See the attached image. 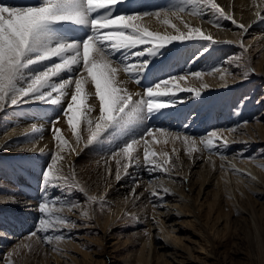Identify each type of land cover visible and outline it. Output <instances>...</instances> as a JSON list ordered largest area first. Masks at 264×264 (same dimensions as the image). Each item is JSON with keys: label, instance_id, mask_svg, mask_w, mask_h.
Returning <instances> with one entry per match:
<instances>
[{"label": "snow or ice", "instance_id": "6c2138e0", "mask_svg": "<svg viewBox=\"0 0 264 264\" xmlns=\"http://www.w3.org/2000/svg\"><path fill=\"white\" fill-rule=\"evenodd\" d=\"M136 3L137 0H36L34 4L19 5L0 2V112L6 107L29 104L52 106L59 112L51 118V131L57 142V150L51 163L41 173L42 195L37 205L41 217L37 228L28 234L30 239L35 237L47 245H54V251H62L58 245L66 239L60 230L76 227L73 220L60 213L65 208L71 211L80 205L67 196H50L48 189H59L63 184L65 192L72 189L83 192L74 172L70 178L57 167L58 162L65 159L61 153L66 150L69 154L76 152L83 141L82 125L87 132L86 146L93 143L102 145L105 141L114 144L110 155L113 158H126L123 166L125 173L128 168L138 165L139 157H134V153L142 143L143 170L149 175L161 173L171 176L177 165L168 153L158 156L151 150L157 135L165 137V143L168 138L180 140L189 156L199 151L194 136L145 126L146 121L162 116L164 109L182 102L178 97L179 92L188 91L197 98L201 96L200 89L179 87V81L192 77L201 81V88L207 89L209 85L204 82L205 75L220 73L223 86H227L225 74L232 75L226 67L221 72V66L215 65L207 70L189 71L179 76L168 72L167 65L156 67L155 61L166 55L168 46L173 42L203 40L208 41L209 45L218 42L199 27L185 23L187 31H182L173 21L184 23L185 14L201 18L210 15L215 19H210L209 23L217 28L223 27L221 19L230 20L241 30V37L250 27L234 18L231 11H225L216 0H178L169 7L155 11H140ZM255 3L256 0H253ZM261 4L264 5V0H261ZM118 6L123 10L118 11ZM261 12H264V7L257 6L254 13L257 20H264ZM151 19L158 21L165 29H173L175 34L167 30H151ZM76 30L85 34L78 35ZM239 46L246 51L242 38ZM208 51L209 46L205 45L189 63ZM235 59L239 61L241 57ZM233 62L229 58L227 63ZM235 66L241 67L239 63H235ZM121 71L127 74L128 80L137 84L144 81V92L129 91L126 86L128 80L119 77ZM252 71L249 68L244 77L247 78ZM63 74H67V78ZM90 99L93 100L91 104ZM94 112H98V115L93 116ZM62 118H66L76 146L64 137L57 126ZM38 131L40 129L33 124L31 132L24 135L31 136ZM199 143L210 153H219V149L227 147L229 141L213 130L201 137ZM10 146L8 143L0 144V150ZM219 154L222 159L225 158L223 153ZM116 162L120 164L119 160ZM258 166L264 167V164ZM231 167L234 172L255 180L251 173H243L235 165ZM115 179H121L119 168ZM159 180L157 176L156 181ZM156 181L150 180L149 184ZM159 187L168 193L169 190L162 184ZM152 194L157 193L153 190ZM97 199L96 196L86 197L87 210L82 213L84 218L89 217ZM105 203L104 198L100 197L101 209ZM153 220L156 222L155 218Z\"/></svg>", "mask_w": 264, "mask_h": 264}, {"label": "rangeland", "instance_id": "374dc122", "mask_svg": "<svg viewBox=\"0 0 264 264\" xmlns=\"http://www.w3.org/2000/svg\"><path fill=\"white\" fill-rule=\"evenodd\" d=\"M151 1L158 2L161 5L160 8H165L170 5L173 0H137L136 7L137 9L140 8L139 10L141 11H150L149 6ZM117 10L120 11L123 9L118 6ZM206 17L205 19L207 20L215 19V17L210 15ZM262 22L264 23V20H257L256 25H260ZM220 24L232 26V22L225 19H221ZM251 37L252 35L250 33L240 37V40L242 38L244 41L246 51L241 49L239 40L235 38L220 39L215 37L213 39L218 42L210 45L208 41L203 40L191 41L187 46L182 48L170 45V49H172H169V51L171 52H169L167 48L166 55L162 59L155 61L157 67L164 64L161 60L164 61L167 57L171 60V67L181 69L186 66V68L179 71V73H174V71H172L173 75L184 73L185 69L191 68L192 63H189V61L192 60L202 47L208 45L210 52L208 51L199 59L195 60L196 63L191 72L207 70L214 65L221 66V72H223L226 67L228 72L232 74H227V76L230 79L237 80L227 85V87H224L222 90L224 93L221 94V99L213 104L212 99H210L211 94L207 92L202 94L199 99L191 92H189L187 96L185 95L186 97L184 96L183 98L185 100L189 99V102H184V105L188 106H183L187 108L180 113L181 116H183V121L181 123L177 124L178 120H175L174 125L166 124L169 126L168 128L165 124L156 125L148 120L145 122V126L153 128H161L164 126L163 129L172 132L175 131L174 129H177L178 133L182 132L187 134L189 128L182 125V123L185 124L190 120L187 126H196V130L203 129L202 131L198 130L200 132L199 134L193 135L197 138L210 133L213 129L216 131L231 129L232 139L228 140L229 143L227 147L219 149V153H224V155H231L232 153L238 154L236 155L237 157H244L242 158L243 160L255 163L260 169L259 171L264 174V167L258 166L264 164V132H260L256 129L258 124L264 125V71L258 70L256 66V62L261 58L262 49L260 50L258 44L253 46V48L256 47L257 50H259L255 54L256 51L254 49L248 48L247 40ZM169 55L172 58L168 57ZM237 56L241 57L239 61L235 59ZM229 58H232L234 62L231 64L227 63ZM181 61L184 63L182 64ZM235 63H239L241 67H236ZM167 67H170V65H167ZM249 68L253 71L245 78L243 74ZM207 94H209V97ZM194 107L195 109H192ZM167 109L170 111L174 109L173 112L176 111L179 113L174 107H169ZM41 113L43 117L44 114L42 111ZM229 113L230 116L228 117L227 115H229ZM207 122L210 124L205 128ZM7 127L8 120L0 113V131ZM164 141L165 137H157L156 141L151 145V150L155 151L158 156L167 152L174 163L173 155H175V151L173 150L175 147L184 144L180 140H176L174 145L165 143ZM73 144L76 146L75 139ZM113 148L114 144L108 141L102 145L93 143L87 146L85 141V143L77 147L78 157H76L79 160L72 163L71 168H69L68 163H64L62 166L63 170L65 173L69 172L68 177L70 178L73 172L75 173V178L79 181L83 188V192L78 189L65 192L63 184L59 189H48L50 196H67L68 199L78 202L80 205L77 208H73L71 211L65 208V210L60 213L61 215L69 217L76 224L74 228H62L60 230L66 237V239L58 245L62 251H54V245H47L42 240H37L35 237L30 239L28 235L37 228L38 221L41 217V213L37 210V205L40 202L42 191L33 188V185L39 184L41 187V173L44 168L51 163L52 158L50 160L47 159L44 165L40 163L34 171V169L29 170V166L27 167L23 163L15 164L17 163L16 160L12 161V159L7 158V156L0 154V165H2L0 166V196L13 193L15 195H24L26 198H31L35 201V204L25 205L23 210L16 212H12L9 207L3 209L0 203V227L2 226L3 229V234H0V264H26L27 262V264H29V261L31 262L30 264H33V262L34 264H48L49 261L50 264H62V262H64V264H92L93 262L94 264H131L133 261H137L138 252H140L143 247V243H141L140 239L142 236V238H147L150 234L145 214H157L159 210H163L164 208L160 206V201L157 199L156 195H149L153 193L150 189V193L148 192L149 197L147 195H142L135 200L134 204L131 202L130 204L123 202L124 198L131 194V188L124 192H120L117 189H119L122 184L116 181L109 182L116 192H110L108 189L104 190L105 185L102 187L103 190H101L102 188H98L99 191L96 193L91 190L92 184H95L94 186L96 187L101 182H99V180L94 181L95 179H91L90 177L84 178L83 171H85L88 166L101 162L105 163L103 171L105 174L108 173V169L111 167L109 164L113 159L120 158V156H116L115 158L111 157L109 152H111ZM108 149L110 151H108ZM136 152L138 157L140 155L143 156L142 143L137 146ZM204 152L219 157L221 156L215 151L212 152V154L207 149L204 150ZM91 157L94 158L90 159ZM110 157L111 159H107ZM246 157H253L254 159L249 160L246 159ZM86 159L90 160V162L83 165V160ZM104 159H107V162L104 161ZM121 168L120 166L119 169ZM173 172L178 174V178H174L170 181L169 187L174 189L181 187L186 188L185 183L187 179L183 180L184 173L177 168L173 169ZM36 175L38 176L36 177ZM157 176L158 175L155 177ZM151 177L147 180H152L150 179ZM167 178L168 176H166V179ZM29 179H32L34 184H32ZM228 179L229 178H221L220 182L222 184L228 183ZM231 182L232 181L229 179V183ZM209 188H211L210 191L200 196V201L204 202L203 205H197V208L201 207V209H199V220L201 221V225H196L195 223L191 224L190 221L186 222L189 216L184 213L182 215L178 214L176 212L177 210L173 212L174 215H178L176 218H180L179 222L181 223L180 228L174 230L172 233L184 236L185 239L182 245H186V249L189 248L188 251H185L186 254L184 258L190 261L189 264H264V204H262L264 202V193L256 188H253V190H250L249 187H246V190L243 189V187L235 188L230 194L225 195L224 199H222L218 205L212 208L210 202H212L215 197L214 190L216 186L211 185ZM196 192L197 190L192 193L195 194ZM237 193L243 197L239 196V199L236 198ZM87 196H96L98 199L96 204L93 205L89 217L84 218L82 213L87 210ZM100 197H103L106 201L103 209L99 206ZM29 208H31V210H27ZM53 211L55 212V209H53ZM106 215H111L115 218L114 222H109L105 225ZM110 225H112V227ZM157 228L158 227L153 228L151 232L157 233ZM53 234L55 235L56 233ZM24 245H30V247H24ZM87 251L90 256L91 254L94 256L92 263L90 261L91 259H88L90 256H84V253ZM35 255L36 257H34ZM56 255L59 256L57 260L55 257L53 258V256ZM40 256H42V258ZM26 257H29L27 261H25ZM167 257L168 255H164L163 257L162 255H154L151 256L150 259H142L141 262H143V264H179L177 262L169 263ZM164 259H166L167 263Z\"/></svg>", "mask_w": 264, "mask_h": 264}, {"label": "bare ground", "instance_id": "6f19581e", "mask_svg": "<svg viewBox=\"0 0 264 264\" xmlns=\"http://www.w3.org/2000/svg\"><path fill=\"white\" fill-rule=\"evenodd\" d=\"M0 2H4L6 4H17V5H19V4H34L36 2V0H0ZM177 2H178V0H173L171 2V4L168 5L167 7H169L172 4L177 3ZM216 3H218L222 7H224L225 10L231 11L234 18H236L238 21L245 23L246 25H250L247 33H245L244 35H248L249 33L252 35V37L247 40V44H248V48H250V49L252 48L256 51L255 54L259 50H257L256 47L253 48V46L258 44V47H260V50L262 49L261 58L256 62V64H257L256 66H257L258 70L264 71V23L262 22L260 25H256L257 19L254 16L255 11L257 10V6L264 7V5L261 4V0H256L255 4H253V0H216ZM160 7H161L160 3L151 1L150 6H149V8H150L149 10L155 11V10L162 9ZM141 8H143V7H141ZM139 9L140 8H138V10ZM143 9H145V8H143ZM261 15L264 16V12H261ZM205 18H207V17L205 16V17L201 18V17L196 16V15L185 14V15H183V22L184 23H181L179 20H174L173 22L176 23L177 26L182 31H187V29L184 28V24L186 23V24L190 25L191 27H199L201 29V31H203L205 34H211L213 38H215V37H218L220 39L221 38L222 39L235 38V39H238L240 41L241 36L239 35V33L241 30L236 25H234L233 23L231 24L232 26L223 25L222 28H217L212 23H209V20H207ZM149 26H150L151 30H158L161 32H164L165 30H167L168 32L175 34L173 29H171V28L165 29V27L162 26L155 19L150 20ZM76 32L78 35H81V36H83L85 34L84 31L76 30ZM190 42L191 41L173 42L170 45L171 46L175 45L177 47L182 48L184 46H187L188 43H190ZM170 45L168 46V51L171 47ZM169 52H171V51H169ZM172 54H173V52H172ZM173 55L175 56V54H173ZM174 56H173V58H174ZM168 57H170V55ZM170 58H172V57H170ZM183 63L184 62H182V64ZM195 63L196 62H193L191 64V68L185 69L184 73L178 74L176 76L183 75L189 71H192L194 69ZM184 68H186V66L182 67L181 69L178 68L174 73H176V72L179 73V71L183 70ZM171 69H172V67L170 66V68H167V71L169 70V72L172 73ZM63 75H64V78H67V74H63ZM219 75H220V73H216L215 75H212V76H209V75L204 76V82H206L209 85V87L207 89L201 88V81H199L195 78H192V77H189L186 80H181L178 83H179V87H182V88H198L201 90L202 94H204L206 92L211 94L210 99H212V104H213L214 102H218L221 99V94L224 93L222 90L224 87H227V86H223L224 82L219 79ZM119 77L121 80H128L127 74L122 72V71L119 73ZM225 79L227 81V85L232 84L233 82H236V80H237V79L236 80L230 79L227 76V74H225ZM143 85H144V82H142V81L140 84H137L134 81L128 80V83L126 86H127L128 90L131 92L143 93L144 92ZM89 90L90 91L92 90L91 85H89ZM210 90H212V91H210ZM188 93H189L188 91H182V92L178 93V97L182 102L177 103L174 106V108L177 109V111H181V110H184L185 108H187V107H183V106H188V105H184V102L188 101L189 99L185 100L183 97L185 95L187 96ZM209 94H207L208 97H209ZM197 99H199V98H197ZM89 103L90 104L93 103V100L90 99ZM226 108H227V106H226ZM173 110L170 111L166 108L163 110L164 114L162 116H159L158 118H153L150 121H152V123H154L156 125L163 124V123L166 125V124H173V123H175V120H178L177 122L179 124V122L183 121V119H182L183 116L178 115V112H176V111L173 112ZM205 110H207V109H205ZM41 111L44 114L43 117H42ZM0 113H2L4 115V118H6L8 120V127L5 129H2V131H0V144L8 143L11 145L10 147H6V148H3L2 150H0V154L7 156V158L12 159V161L16 160L17 163H15V164H22L23 163L27 167L29 166V168H28L29 170L34 169V171L36 170V167L38 165H40V163H41V165H44L46 163L45 161L47 159L50 160L52 158V160H53L54 154L57 150L56 149V143L57 142L53 139L52 131L50 130L51 129V118H54L56 115L59 114L58 110L54 109L52 106L29 104V105H22L19 107H6V109ZM92 115L96 116V115H98V112H94ZM177 115H178V117H177ZM227 116L229 117L230 113ZM188 123H190V120H189V122H187L185 124L182 123V125L189 128V131L187 129L188 135L193 136L194 134L200 133L198 131L200 129L196 130L195 129L196 126H193V127L187 126ZM33 124H35L36 127L38 129H40V131L34 133L31 136L26 137L24 134L26 132H31V128H32ZM209 124L210 123L207 122L205 124V128H207L209 126ZM57 126L62 130V133L66 139H68V140L71 139L70 142L74 146L73 142H74L75 137L72 134L71 130L69 129V127L66 123V118H62L59 121V124ZM166 126L169 128L168 125H166ZM163 127H161V128H163ZM202 128H204V127H202ZM256 129L260 132H264V125L258 124ZM174 130L178 133L177 129H174ZM202 130H200V131H202ZM175 131H173V132H175ZM218 132L221 133L223 135V137L226 138L227 140L232 139L231 129H229V130H218ZM179 133L186 134V133H182V132H179ZM81 135L84 138H83V141L79 144V146L82 145L83 143H85V141L87 140V132H86V129L84 128L83 125L81 127ZM205 135L206 134H204L198 138L196 137L197 141H198L197 148L199 149V151L192 153L191 156H189L187 154V151H186V148L184 145H180V146L175 147V155H173L174 163L177 165L176 168L181 170V172L184 173L183 180L187 179L185 186L188 190L185 187L184 188L181 187V188H177V189L169 187V182L172 181L174 178L175 179L178 178V174L174 173L173 171H172L171 176H169L168 174L162 175L161 173H153L152 175H149L148 172L143 170L144 159H143V156H141V155L139 156L138 165H135L133 167L128 168L127 173L124 172V167H123L124 164L127 162L126 158H121V157L117 158V159H113V161L109 164L111 167L108 169V173H106V174L103 171L105 168V163H101V162H99L95 165H90L86 168L85 171H83V177L84 178L90 177L91 179H95L94 181L99 180V182H101L96 187L94 186L95 184L91 185V190L95 193L98 192L99 191L98 188H102L103 185H105L104 190L108 189V191H110V192H116L114 187L112 185H110V183H109L111 181H114V182L116 181L117 183L122 184V185H120L121 187L119 189H117L120 192H124V191L128 190L129 188H131V194L129 196H126L124 198V201H123L126 204H130V202L132 204H134L135 200L138 199V197H141L142 195H147L149 197V195L152 194L149 192V189L152 192H153V190H155V192L157 193L156 196H157V199L160 201V206H162L164 209L159 210V212L157 214H150V215L145 214V219H146L150 234L148 235L147 238H142L143 237L142 236L140 239V237H139V239L141 240V243H143V247H142L141 251L138 252L137 261H133L131 264H143V262H141L142 259H147V258L150 259L151 256H154V255H162V257L164 255L165 256L168 255L167 259L169 260V263L177 262L179 264H189L190 261L187 260L186 258H184L185 254H186L185 251L186 250L188 251L189 248L186 249L185 248L186 245H184V246L182 245L185 237L175 235L172 233L174 230H178L180 228V223H181V222H179L180 218H176L178 215H174L173 212H174V210H177L176 212L178 214L182 215L184 213V214L189 216L188 219L186 220V222L190 221L191 224L195 223L196 225L197 224L201 225V221L199 220V209H201V207L197 208V205H200V206L203 205L204 202L200 201V196H203L205 193L210 191L211 188H209V187L211 185L216 186V189L214 190L215 197L213 198V201L210 202V206H212V208L214 206L218 205L221 202V200L224 199V196L230 194L231 191L232 190L234 191L235 188L243 187V189H245V190H246V187L247 188L249 187L250 190L251 189L253 190V188H256L257 190H260L261 192L264 193V174L261 171H259L260 169L257 167V165L255 163H253L252 161L243 160L242 158L237 157L236 155H238V154H233V153L231 155L226 154V155H224L225 158L222 159L221 156L219 157V156L211 155V154L204 152V150H206V149L204 148V146L202 144L199 143V140L201 137H204ZM157 137L161 138L162 136L157 135ZM175 142L176 141H173L171 138L167 139V143H169L171 145H174ZM41 150H42V152H41ZM108 151H110V150L108 149ZM77 152H78V150L76 152L69 154V152L66 150L64 153H61V155L65 156V159L63 161H59L57 164V167L61 170L63 175L68 176V174H69V172L65 173V171L62 168L64 163H68L69 168H71L72 163L79 160L77 158L78 157ZM177 155H178L179 159H177ZM111 157L107 158V159H111ZM134 157H138L137 152L134 153ZM93 158L94 157H91L90 159H93ZM107 159H104V161H106ZM22 160H25V161H22ZM117 160L120 161L119 165H117V162H116ZM89 162H90V160H88V159L83 160V165L88 164ZM231 165H235V167L237 169H240L241 172H243V173H251V176L255 177V180H252L248 175H242L240 173L234 172L232 170ZM120 166L122 167L121 169H119L120 174H121V179L119 181H117L115 179V175H116L117 169ZM132 168H133V170H132ZM156 175H158L160 177L159 181H156V177H155ZM37 176L38 175H36V177ZM166 176H168L167 179H166ZM149 177H151L150 179H152V181H156V182L150 185L149 184L150 180L149 181L147 180ZM221 178H223V179L229 178L232 182L229 183V179H228V183L222 184L220 182ZM30 182L32 184H34L32 179L30 180ZM160 184H162L163 187H165L169 190L168 193L163 192V189L161 187H159ZM233 184H234V186H233ZM33 188L38 189V191L41 190V187L39 186V184H34ZM101 190H103V188ZM196 190H197V192L195 194L192 193L193 191L195 192ZM148 192L150 193L149 195H148ZM239 196H242V195L237 193L236 198H238ZM34 199H37V198H34ZM241 202H243V201H241ZM0 203L2 204L3 209H7V207H9V208H11L12 212H16V211L23 210L24 209L23 207L25 205L35 204V201L31 198L30 199L26 198L24 195H15L13 193H7V194H3L2 196H0ZM119 204H120V202H119ZM262 204H264V202ZM27 210H31V208H29ZM153 218H155L156 222H154ZM114 219L115 218H113L111 215H106L105 225H107L109 222L113 223ZM110 226L112 227V225H110ZM156 227H158L157 230L159 232L158 231H157V233L151 232V230L153 228H156ZM0 228H1L0 234H3L2 226ZM194 233H197V232H194ZM198 235H199V233H198ZM195 249H196V247H195ZM136 253H137V251H136ZM87 255L90 256L88 251L84 253V256H87ZM42 256H43V254H42ZM42 256H40V257L42 258ZM92 256L93 255L91 254L90 258H88L89 260L91 259L90 260L91 263L93 262V258H94V256L93 257ZM34 257H36V255ZM54 257L56 260H57V258H59V256H57V255L53 256V258ZM28 258L29 257H26L25 261H27ZM30 260H31V258H30ZM164 261L166 262V259H164ZM49 262H48V264H50ZM87 262H89V261H87ZM30 263L31 262L29 261V264ZM33 264H34V262H33ZM62 264H64V262H62ZM92 264H94V262Z\"/></svg>", "mask_w": 264, "mask_h": 264}]
</instances>
